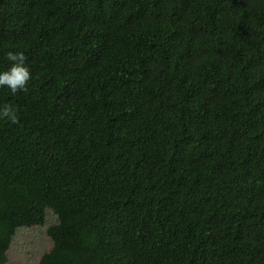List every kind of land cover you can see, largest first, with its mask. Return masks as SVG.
I'll return each instance as SVG.
<instances>
[{
  "label": "trees",
  "instance_id": "obj_1",
  "mask_svg": "<svg viewBox=\"0 0 264 264\" xmlns=\"http://www.w3.org/2000/svg\"><path fill=\"white\" fill-rule=\"evenodd\" d=\"M0 264H264V0H0Z\"/></svg>",
  "mask_w": 264,
  "mask_h": 264
},
{
  "label": "rangeland",
  "instance_id": "obj_2",
  "mask_svg": "<svg viewBox=\"0 0 264 264\" xmlns=\"http://www.w3.org/2000/svg\"><path fill=\"white\" fill-rule=\"evenodd\" d=\"M56 221L57 216L47 209L44 224L18 227L10 241L4 264H39L40 256L52 246L46 229Z\"/></svg>",
  "mask_w": 264,
  "mask_h": 264
},
{
  "label": "clouds",
  "instance_id": "obj_3",
  "mask_svg": "<svg viewBox=\"0 0 264 264\" xmlns=\"http://www.w3.org/2000/svg\"><path fill=\"white\" fill-rule=\"evenodd\" d=\"M3 59L7 62L5 70H0V88H7L12 94L27 90L32 77V70L24 52L11 50L5 53ZM0 120H6L15 125L20 122L18 109L5 104L0 106Z\"/></svg>",
  "mask_w": 264,
  "mask_h": 264
}]
</instances>
